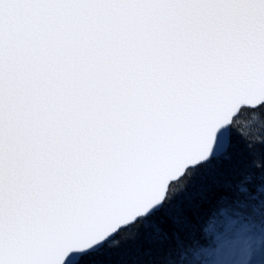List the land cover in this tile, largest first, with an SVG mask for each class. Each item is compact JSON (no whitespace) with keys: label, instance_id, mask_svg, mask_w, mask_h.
Instances as JSON below:
<instances>
[{"label":"snow or ice","instance_id":"1","mask_svg":"<svg viewBox=\"0 0 264 264\" xmlns=\"http://www.w3.org/2000/svg\"><path fill=\"white\" fill-rule=\"evenodd\" d=\"M0 264H264V0H0Z\"/></svg>","mask_w":264,"mask_h":264}]
</instances>
